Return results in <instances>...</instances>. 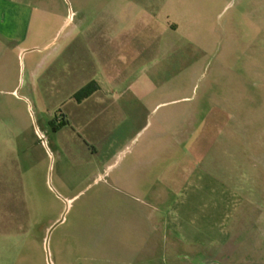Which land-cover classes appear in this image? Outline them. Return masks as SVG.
<instances>
[{
  "label": "rangeland",
  "instance_id": "rangeland-1",
  "mask_svg": "<svg viewBox=\"0 0 264 264\" xmlns=\"http://www.w3.org/2000/svg\"><path fill=\"white\" fill-rule=\"evenodd\" d=\"M11 1L18 47L98 61L33 91L0 49V264H47L62 215L52 264H264V0Z\"/></svg>",
  "mask_w": 264,
  "mask_h": 264
},
{
  "label": "crops",
  "instance_id": "crops-1",
  "mask_svg": "<svg viewBox=\"0 0 264 264\" xmlns=\"http://www.w3.org/2000/svg\"><path fill=\"white\" fill-rule=\"evenodd\" d=\"M32 13V9L17 5L11 0H0V49L15 45L20 59L24 60L28 56L26 86L33 91L40 89L58 92L63 91V86L76 91L91 81L98 58L93 49L90 53L84 51L83 41L72 40L63 46V42L57 44L52 37L40 47L17 46L24 41L22 33L26 30ZM161 152L159 149L160 155ZM157 153L150 160H145L143 165L146 171H151L154 163L161 160Z\"/></svg>",
  "mask_w": 264,
  "mask_h": 264
},
{
  "label": "water",
  "instance_id": "water-1",
  "mask_svg": "<svg viewBox=\"0 0 264 264\" xmlns=\"http://www.w3.org/2000/svg\"><path fill=\"white\" fill-rule=\"evenodd\" d=\"M63 222V215L61 216V218L55 222L47 231V235H46V238H45V242H44V249H45V254H46V262L47 264H52L51 263V260H50V255H49V251H48V242H49V238H50V235L52 233V231L58 226L60 225L61 223Z\"/></svg>",
  "mask_w": 264,
  "mask_h": 264
},
{
  "label": "trees",
  "instance_id": "trees-1",
  "mask_svg": "<svg viewBox=\"0 0 264 264\" xmlns=\"http://www.w3.org/2000/svg\"><path fill=\"white\" fill-rule=\"evenodd\" d=\"M66 122L63 120V115H60V119H59V123L57 125L58 129L52 127V129L55 130H59L61 127L65 126Z\"/></svg>",
  "mask_w": 264,
  "mask_h": 264
}]
</instances>
